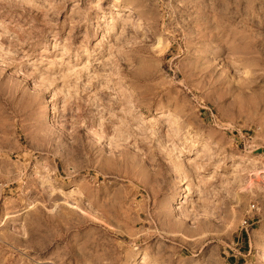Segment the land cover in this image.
Masks as SVG:
<instances>
[{"label":"rangeland","instance_id":"obj_1","mask_svg":"<svg viewBox=\"0 0 264 264\" xmlns=\"http://www.w3.org/2000/svg\"><path fill=\"white\" fill-rule=\"evenodd\" d=\"M0 264H264V0H0Z\"/></svg>","mask_w":264,"mask_h":264},{"label":"crops","instance_id":"obj_2","mask_svg":"<svg viewBox=\"0 0 264 264\" xmlns=\"http://www.w3.org/2000/svg\"><path fill=\"white\" fill-rule=\"evenodd\" d=\"M98 255V252L95 254L94 252L91 253V258H84L83 260H90V261H97L99 257H95Z\"/></svg>","mask_w":264,"mask_h":264},{"label":"built area","instance_id":"obj_3","mask_svg":"<svg viewBox=\"0 0 264 264\" xmlns=\"http://www.w3.org/2000/svg\"><path fill=\"white\" fill-rule=\"evenodd\" d=\"M253 208H255L254 205H253ZM243 226H244L245 230L248 232L249 221H248V220H244V222H243Z\"/></svg>","mask_w":264,"mask_h":264},{"label":"bare ground","instance_id":"obj_4","mask_svg":"<svg viewBox=\"0 0 264 264\" xmlns=\"http://www.w3.org/2000/svg\"><path fill=\"white\" fill-rule=\"evenodd\" d=\"M174 207V206H173ZM179 208V207H178Z\"/></svg>","mask_w":264,"mask_h":264}]
</instances>
